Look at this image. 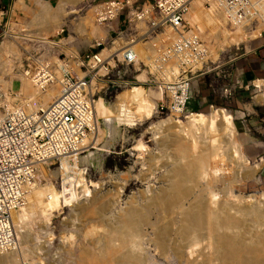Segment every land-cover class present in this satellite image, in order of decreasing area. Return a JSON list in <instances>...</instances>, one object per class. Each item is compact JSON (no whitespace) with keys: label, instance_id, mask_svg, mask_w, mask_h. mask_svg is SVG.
<instances>
[{"label":"rangeland","instance_id":"obj_1","mask_svg":"<svg viewBox=\"0 0 264 264\" xmlns=\"http://www.w3.org/2000/svg\"><path fill=\"white\" fill-rule=\"evenodd\" d=\"M19 1L0 0V46L7 41H15L18 43L20 55L24 52L20 46L33 55L38 50L33 37L44 34L40 22L43 19L41 18L42 14H44L42 12L44 11L42 10V6L46 0H38V2L35 0H24V4L28 10L24 9ZM47 1L56 6L59 0ZM95 1L82 0L79 3L77 2L76 6L69 7L70 10H73V13L65 18V23L72 25L71 29L72 31L74 30L76 44L74 42L71 45L74 40L68 39L70 32L67 30L62 34H59L60 32L57 33L62 28V24L60 27H57V31L48 34L50 40L56 41L55 43L57 45L53 46L57 50L68 52L73 48L82 55L86 50L96 45V42L92 40L93 36L94 38L96 36L94 35L95 33H81L82 35H80V32L77 31L78 29L76 30V26L81 18L86 17L91 12V5ZM36 3H39L40 7H35ZM202 6H204V3ZM222 23H220L222 26L221 29H226L229 32L237 31L233 25L227 24L226 28L225 23ZM113 27L116 29L115 23L108 29L107 35L104 34L102 28H97L106 37V39L104 37L105 44L115 34ZM64 29H66L65 26ZM244 30L246 32L245 41H240L238 44L223 47L214 40L210 41V44L214 45V50L216 51L215 57L210 54V59L214 64L212 63L209 68L208 66H204L205 68H201L199 71H193L192 84L189 90V101L186 105L187 111L182 116L173 115L172 117L176 120H185V117L190 112H204L209 114L214 108L225 109L228 113L233 114L236 121V129H238L235 141L233 142L236 143H232V146L231 144L226 145L224 151L220 149L223 151L225 159H223L222 163L217 164V168H221L217 173L220 174V178L216 174L218 181L210 189H213L214 192H212L217 194L216 199H219L218 201L221 205H224L226 202L232 204L236 202L239 205H245L250 202V204L255 203V206L259 205L260 209V207L264 208V101H257L263 106H260V109L253 104L255 100L253 101L252 98L247 99L239 106L235 105L230 93L224 91L225 86L229 84L228 77L225 75H227L226 69L230 66V62L234 61L238 54L252 49L256 42V40H252L254 39V35L247 34L252 29L244 28ZM89 31L90 29H88ZM205 31L206 35L211 32L209 28ZM137 47H140V52L144 50L145 57L151 54L148 51V47L142 43ZM44 52L45 50L41 49L39 54H43ZM141 54L142 59H145L144 54L143 56ZM8 57L12 61L11 69H8L7 64V67L0 66V80L2 79L0 85L3 86L5 82L11 80L13 90L17 92L19 91V82L17 79L22 78V63L19 59L20 56L15 58V55L10 54ZM1 62H4V60ZM155 86V84L148 85L144 88L147 90V93L154 92L152 94L159 99ZM125 91L126 89H110L106 93L99 95L100 98L96 100L97 110L101 109L103 104L110 108L114 107L117 98L122 94L121 92ZM170 116L171 114L169 112L156 109L150 119L139 123L137 122L138 124L136 125L115 124L118 126H116L115 131L109 128L111 126L107 124L104 118H98L102 129V134L99 136L100 142L98 145H95L93 141L91 142V145H94L90 151L94 152V155L89 159L88 163L86 162L89 165L83 162L84 165L82 166L87 169L85 170L87 174L86 180H84L85 183L82 187L89 185L92 195H88V199H79L80 203H76L74 199L78 197L79 193H76L71 190L73 188H70L68 191L69 194L65 195L66 200L63 201V208L54 212L50 229L48 227V229L45 228L43 230L44 227L40 226L41 223H36L37 221L29 225V229L18 227L19 230L16 229L15 234L18 237L20 232L24 236L25 241L23 244L25 246V253H21L18 257L20 262L22 264H102V260L99 257L101 243H98L96 240L97 237L94 238L91 233L94 230L98 232L106 230L112 234H119L122 230L121 225H119L120 213L128 210L132 206L131 204H133L134 207L137 206L140 209V212L146 214V216L148 215L146 218L147 224L144 223L142 226L145 231H143L144 240L142 239L143 242L141 241L143 243L141 244L144 246L141 245L143 247V254L144 257L147 256L146 258L148 260H146L148 264H193L192 259H197L199 264H202V255H194L191 258L188 256L189 254H178L173 248L179 242V237L175 234L178 229L177 226H179V216L176 215L174 219H171L169 218L170 215L166 214L163 217V212L160 208L158 210H152L146 203L152 194L160 192L167 186L175 161L173 159H176L172 146L168 145V143H163L162 137L164 133L150 129L159 120ZM138 141H142L147 149L145 148L144 151L136 150L135 145ZM237 147L238 153L235 152V148ZM226 175L229 177L227 178ZM224 176H226V179ZM43 179L45 177L42 178L39 184L40 186L46 184ZM228 179L230 180L229 183L227 182ZM232 180L236 181L233 183ZM205 183V180L202 181L203 185ZM208 188L202 189V194L208 193L209 195L211 190ZM199 191L197 190L196 193L198 194ZM192 198L193 196L190 197V200ZM91 200L93 202L95 201L96 207L100 209L95 214L84 212L79 208L87 203L90 204ZM102 205H104L103 209L101 207ZM185 206H188V202H185ZM165 216H168L167 220H164L166 219ZM247 218V224L240 223L237 228L233 229H238L244 236L245 241L250 242L249 240H252L257 235L255 228L260 227V232H264V220L255 216H247ZM163 221L169 222L170 227L174 228L175 225L174 229L169 228V230L173 229V233H168L167 239L169 244L164 249L166 251L159 248L155 242L154 226ZM89 229L92 231L91 233ZM100 232L99 235L101 234ZM169 232H172V230ZM204 233L200 234L198 240L203 242L208 239V237L206 238L207 234L205 235ZM69 235L73 237L70 240ZM93 239L95 240L93 241ZM186 253L189 252L186 251Z\"/></svg>","mask_w":264,"mask_h":264},{"label":"bare ground","instance_id":"obj_2","mask_svg":"<svg viewBox=\"0 0 264 264\" xmlns=\"http://www.w3.org/2000/svg\"><path fill=\"white\" fill-rule=\"evenodd\" d=\"M35 1L38 2V0ZM80 1L82 0H59L58 4L54 6L51 2L46 0L42 6V10H44L42 12L44 14H42L41 18L43 19L40 22L44 34H42L43 36L39 34L37 40L47 42L48 34L57 31V27H60L62 24V28L57 31V33L61 32L64 26L69 27L70 36L68 39L74 40L73 42L76 43L74 30L72 31L71 29L72 25L65 23V18L73 13V10H70L69 7L76 6L77 2L79 3ZM19 3L24 9L28 10L24 4V0H20ZM203 3L202 0L193 1L190 12L187 15V20L191 23L188 22L194 30H199V35L203 42L202 48L208 49L209 54L215 57L216 51L214 50V45L210 44L211 40L225 47L243 41L246 37V32L242 26H237V31L234 32H229L223 28L221 29L222 26L220 23H225L226 27L228 22L212 9L204 7L205 4L202 6ZM36 6L40 7L39 3H36L35 7ZM98 27L100 29L102 28L104 34L107 35L108 28L96 21L93 10H91L86 17L81 18L76 26V30L78 29L77 31L80 32V35L83 33L89 34L90 32L95 33L94 35L96 36L95 38L93 36L92 40L95 42H104L106 37L97 29ZM205 28H209L211 31L208 35L205 34ZM261 28H263V25L260 23L255 30L247 34L254 35V38H257L260 36ZM88 29H90L89 32ZM176 38V33L171 29L168 30L167 41L169 40L171 44L172 40ZM49 43L51 42L49 41ZM166 44L168 45L169 43ZM139 48L140 47H137V52L142 59L140 54L142 53L141 55L143 56L144 50L140 52ZM148 51L151 52L150 50ZM164 53H167V51H164ZM10 54L15 55V58L21 56L18 43L15 41H7L0 46V66L7 67V64L8 69H11L10 66L12 61L8 59V55L10 56ZM145 55L146 54H144V57ZM163 56L162 53L158 57L162 59ZM146 59H148V57H145L143 60ZM3 60L4 62H1ZM180 61L181 60L175 56L167 63V66H171L174 72V76L170 77L164 72V75L168 77L166 78L167 80H173L177 77V74H181V72L186 69V67L181 66ZM211 62L213 61L210 59L208 63ZM197 67L200 68L201 65L199 64ZM197 67L195 66L194 69ZM21 76L22 78L20 79L22 84L17 93L11 92L13 85L11 80L5 82L2 88L6 91L11 102L19 100L17 105L25 108L28 112H35L39 109L48 107L60 95L61 84L59 81L49 85L45 89H41L35 85L32 78ZM142 76L143 75H140V78L144 79V76L143 78ZM0 81H2V79ZM164 89V87L157 88L158 92L156 94L159 96V99H157V97L152 94L154 92L147 93V90L143 86H134L133 88L126 89L125 92H121L122 94L120 96L118 95L119 97L117 98L116 104L112 108L103 104L102 108L97 110L95 102L97 122L93 133L85 140V144L88 145V153L82 155L78 160L88 163L89 159L94 155V152L90 151L94 145H91V142L93 141L95 145H98L100 142L99 136L102 134L98 118H104L107 124L111 126L109 128L114 131L115 128L118 127L117 125H136L139 122L150 119L156 111L158 100H160L165 93ZM255 100L263 102L264 92L258 94ZM172 116L173 114H171L170 117L159 120L150 128L159 133H164L162 137L163 143L165 142L172 146L176 159H173L175 161L169 176L170 178L168 177L169 181L167 186L160 192H156L152 194V196L149 195L150 197H147L146 203L152 210H158L160 208L163 212V217L166 214L170 215L169 218L171 219H174L176 215L179 216V226H177L178 229L175 233L179 237V242L176 244L173 243L175 244L173 248L180 255L189 254V257L202 255V264H264V232H260V227L255 228L257 235L252 240H249L250 242L245 241L244 236L238 229H233L237 228L240 223L247 224V216H255L264 220V208L260 207L259 209V205L255 206V203L250 204L249 201V203L245 205H239L236 204V202H233V204L226 202L225 204L223 203L224 205H221L218 201L219 199H216L217 194L213 193V189H210L212 185L214 186L215 182L217 183V175H219L220 178V174L217 173L221 168H217V164L222 163L223 159H225L223 154L225 150L224 147L229 144L232 146L236 143L233 142L235 141L238 129H236V121L233 114L228 113L225 109L214 108L209 114L204 112H190V114L185 117V120H176ZM145 148L146 146L142 141H138L135 145V149L138 151H144ZM235 152H239L238 147L235 148ZM244 160L246 161L245 158ZM67 163V159H62V165L66 170L71 171L74 168L77 169L73 173H75L78 178L74 176L70 177V180L73 181V185L75 182H79L83 186L85 181L81 176H78L81 174L78 164L70 167ZM239 165L241 164L239 163ZM46 174L45 171L41 169L39 172V180L43 177H49L48 172ZM226 176H224V178ZM228 177L229 176H227V178ZM224 178L222 179L224 180ZM204 180L206 183L203 185L202 181ZM229 181L228 179L227 182L229 183ZM39 184L40 183H36V185L32 184L30 189L28 188L29 190L26 189V193L22 194L23 198H21L25 200V203L20 206V209L12 211L11 216L13 223L11 227L13 232H15L16 229L19 230L18 227L29 229V225L36 221V223H41L40 226L44 227L43 230H45V228L48 229V227L50 229L54 212L63 208V201L66 200L65 196H63V191H58L57 187L51 184L48 179L47 183L45 185L43 184L44 186H40ZM206 188L211 190L209 195L208 193L202 194L201 192L202 189ZM82 189V191L75 189L71 190L79 193V195L83 192L82 198L88 199L89 196L92 195L89 185H84ZM197 190H200L198 194L196 193ZM85 195L86 198L84 197ZM191 196H193V198L190 200ZM82 198L78 196L74 200L76 203H80L79 199ZM91 201L90 204L87 203L79 208L84 212L95 214V212L100 209L96 207L95 201ZM185 202H188V206H185ZM131 205L132 206H130L128 210L120 213L119 225H121L122 230L119 234H112L105 230L103 232L99 231L101 233L99 235L97 230V232L94 231L98 234L94 231L91 233L92 231L89 229L94 238L97 237V242L101 243L99 257L102 260V264H148L147 256L144 257L142 249L144 247L142 245L144 240L143 231H145L142 226L144 223L147 224L146 218L148 215L146 216V214L140 212L137 206L134 207L133 204ZM101 207L103 209L104 205ZM167 217L165 216L166 219L164 220H167ZM4 226L5 224L3 221L0 222V264H22L18 257L21 253H25V246L23 245L25 243L24 236L18 231L19 235L14 245L15 247L13 246L14 248L11 250L5 251L3 250L6 246L4 243L8 241V237L7 234L2 232V227ZM6 226L8 227V224H6ZM169 228L173 227H170L169 222L166 221L154 226L155 242L162 250L168 247V233H173L175 225L173 229H170L172 232H169ZM201 233L207 234L206 238L208 237V239L206 241L204 240L202 242L198 240ZM71 238H73L72 235L71 237L69 235V240ZM94 240L95 239H93V241ZM186 251L189 253H186ZM191 261H193V264H199L197 259H192Z\"/></svg>","mask_w":264,"mask_h":264},{"label":"built area","instance_id":"obj_3","mask_svg":"<svg viewBox=\"0 0 264 264\" xmlns=\"http://www.w3.org/2000/svg\"><path fill=\"white\" fill-rule=\"evenodd\" d=\"M193 1L96 0L91 5L96 21L108 29L113 23L116 25L114 36L106 44L96 42L82 55L73 48L68 52L57 50L53 46L57 45L56 41L49 38L42 42L31 36L38 49L33 55L20 46L24 51L19 58L22 75L32 78L41 89L59 81L61 92L48 107L28 112L17 105L19 100L11 102L0 85V222L5 224L2 232L8 237L3 250L15 247L18 237L11 227L12 211L25 203L22 194L32 184L41 183V169L47 170L49 182L63 191V196L69 194L70 188L83 190L81 183L73 185L70 180L71 176L77 177L73 173L77 169L66 170L62 159H67L70 167L78 164L81 173L78 176L86 180V169L78 159L87 152L85 140L93 133L97 122L95 102L99 95L110 89L155 84V89L165 88L157 110L174 116L186 113L193 70L214 64L208 63L210 54L208 49L202 48L199 30L188 23ZM202 1L234 27L255 30L261 23L260 36L264 35V0ZM65 27L59 34L65 30L70 32L69 27ZM170 29L177 35L171 44L167 41ZM140 43L152 52L146 60L137 52ZM41 49L45 50L43 54H39ZM162 53L164 56L160 59L158 56ZM175 56L186 69L173 80H167L164 72L169 77L174 76L167 63ZM140 75H144V79ZM225 76L229 84L224 91L233 99L239 83L231 71ZM17 81L20 90L22 81ZM11 92L17 93L13 87ZM43 181L47 183V178ZM78 196L82 198L83 192Z\"/></svg>","mask_w":264,"mask_h":264},{"label":"crops","instance_id":"obj_4","mask_svg":"<svg viewBox=\"0 0 264 264\" xmlns=\"http://www.w3.org/2000/svg\"><path fill=\"white\" fill-rule=\"evenodd\" d=\"M257 38L252 39L256 40L253 48L238 54L226 69V74L231 71L239 83L232 99L235 105L240 106L250 98L254 101L255 96L264 92V35ZM253 104L259 109L262 106L256 100Z\"/></svg>","mask_w":264,"mask_h":264}]
</instances>
